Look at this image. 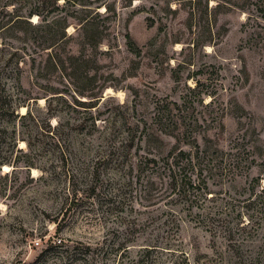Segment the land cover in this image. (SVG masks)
Returning a JSON list of instances; mask_svg holds the SVG:
<instances>
[{"label": "rangeland", "instance_id": "rangeland-1", "mask_svg": "<svg viewBox=\"0 0 264 264\" xmlns=\"http://www.w3.org/2000/svg\"><path fill=\"white\" fill-rule=\"evenodd\" d=\"M71 1L59 68L57 47L0 48V264H264V20L216 0ZM158 106L185 129L160 134ZM166 166L186 167L185 198Z\"/></svg>", "mask_w": 264, "mask_h": 264}, {"label": "trees", "instance_id": "trees-1", "mask_svg": "<svg viewBox=\"0 0 264 264\" xmlns=\"http://www.w3.org/2000/svg\"><path fill=\"white\" fill-rule=\"evenodd\" d=\"M31 0H0V48L8 46L11 49H14V53L22 52V54L27 57V59H31L32 61H35L33 59V54L37 53H44L45 50L50 48H55L56 52L53 55H50L49 58H51V65L54 68H59V66L62 64V58L60 57L59 50L61 49V45H64V41L67 40L65 28L67 25V19L69 16H62L58 12L60 9L59 1L60 0H36L34 3V0H32V3H30ZM201 1V0H198ZM235 2H232V0H216L215 7L216 8H226V9H238L240 12H245L247 14L248 20L256 21L259 17L260 19L264 20V14L262 13V10L258 11V7H262L263 0H235ZM65 3L71 2L73 4V7H76L79 5L78 2H72L71 0H64ZM209 0H204V6L205 8L208 7ZM29 6L30 8L28 10H25V7ZM10 8V9H9ZM261 8V9H262ZM175 10V9H174ZM260 12V13H257ZM108 12V8L105 7L104 13ZM76 11H73L70 13V17L72 16L73 19H76L78 24H82V26L92 25L91 17L86 16L85 18H76L75 15ZM255 14V15H253ZM44 15V16H43ZM258 15V16H257ZM33 16H36L38 20L41 22L38 23H32L31 18ZM48 17V19H47ZM57 29V32L53 30ZM24 32L25 37L22 39V42L24 43L21 47H12L9 44H6L3 42L1 33L5 32ZM29 32L30 34H27ZM26 40H30V46H26ZM92 45L93 47L97 46L100 43H96L93 41H88V44ZM29 50L33 54H27ZM30 99V98H27ZM79 103V102H78ZM86 103H92L81 101L80 104L85 105ZM21 105L20 102L17 103V106ZM174 106L177 107V105L174 103ZM28 113L21 115L20 118H23ZM173 111L169 107H166L165 109H162V107L156 108L155 118L153 121V126L155 125L156 130L160 134H167L169 136L175 137L176 133L174 132L176 129L181 130L185 129V126H183L184 119L181 121L177 120L181 123L173 121ZM50 127V125H49ZM173 128L175 130L172 131H166L167 128ZM190 128V124L189 127ZM55 129V127H54ZM50 130V128H49ZM151 133H154V130H150ZM169 133V134H168ZM187 135V133H186ZM52 136V135H51ZM155 136V134H153ZM53 145L52 147L54 149H57L61 146L60 139L58 137L52 136ZM130 146V145H129ZM20 151V150H19ZM180 154L186 156L183 152H180ZM146 162H149L151 164L155 163V160L152 159H146ZM1 163H7L10 164V162H1ZM15 162H12V165L14 166ZM156 167L157 166H152ZM185 166H166V168H163L162 171L165 169L167 170V176L169 178V188L173 193H176L178 196L184 197L187 193H189L188 189L190 188V185H186L185 183H182V179H180V182L176 180L177 175L183 174V170H185ZM190 184V183H189Z\"/></svg>", "mask_w": 264, "mask_h": 264}, {"label": "bare ground", "instance_id": "bare-ground-1", "mask_svg": "<svg viewBox=\"0 0 264 264\" xmlns=\"http://www.w3.org/2000/svg\"><path fill=\"white\" fill-rule=\"evenodd\" d=\"M32 20H33L34 22H36V16H34ZM22 110H23V109H22ZM20 144L23 145V143H20ZM8 168H9V167H7V166H3V170H4V171H8Z\"/></svg>", "mask_w": 264, "mask_h": 264}]
</instances>
